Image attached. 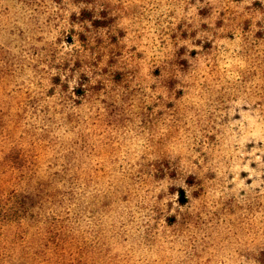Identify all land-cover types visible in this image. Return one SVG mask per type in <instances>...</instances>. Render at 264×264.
Returning <instances> with one entry per match:
<instances>
[{
  "label": "rangeland",
  "instance_id": "obj_1",
  "mask_svg": "<svg viewBox=\"0 0 264 264\" xmlns=\"http://www.w3.org/2000/svg\"><path fill=\"white\" fill-rule=\"evenodd\" d=\"M0 144L73 264H264V0H0Z\"/></svg>",
  "mask_w": 264,
  "mask_h": 264
},
{
  "label": "trees",
  "instance_id": "obj_2",
  "mask_svg": "<svg viewBox=\"0 0 264 264\" xmlns=\"http://www.w3.org/2000/svg\"><path fill=\"white\" fill-rule=\"evenodd\" d=\"M1 165L4 166L5 171L14 167L6 163ZM12 180L15 183L12 189L8 190L6 186L4 189L0 188V264H51L48 260H44L49 255L50 244H53L57 260L63 261L62 264H73V260L71 261L66 254L70 249L60 234L65 228L61 222L68 218L56 217L55 214L44 213L42 210L44 203L51 202L54 205L50 201L52 195L65 198L67 193L42 192L45 188L37 184L31 185L33 193L22 194L19 193L22 192L19 187L20 180L17 177H13ZM6 184L9 185V182ZM25 200H31L29 208L26 207ZM35 209L38 212H35ZM66 213L68 217L70 212ZM14 225L19 229L13 231ZM28 228L33 229L31 238L26 236ZM13 254L18 258L13 257Z\"/></svg>",
  "mask_w": 264,
  "mask_h": 264
}]
</instances>
